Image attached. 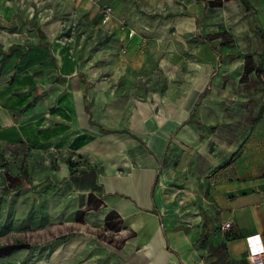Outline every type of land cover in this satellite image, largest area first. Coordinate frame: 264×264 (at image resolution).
Segmentation results:
<instances>
[{
	"label": "rangeland",
	"instance_id": "374dc122",
	"mask_svg": "<svg viewBox=\"0 0 264 264\" xmlns=\"http://www.w3.org/2000/svg\"><path fill=\"white\" fill-rule=\"evenodd\" d=\"M18 1H6L18 8L16 25L7 29L0 22V71L11 49L31 37L68 36L66 46L79 55L92 84L90 108L97 121L106 128H130L134 112L159 118L165 113L162 123L136 119L134 128L158 150L166 142V125L187 115L185 108L211 79L196 117L175 136L180 140L172 179L201 178L240 152L251 131L249 118L261 106L258 77L244 71L245 55L259 60L264 48L248 0H131L109 20L100 11L99 18L90 12L82 16L59 11L54 21L44 24L30 18L27 6ZM192 15H203L200 31L213 36L223 53L222 64L196 37L188 21ZM71 21L75 30L62 28ZM99 21L108 25L101 27ZM223 31L231 32L234 40L215 37ZM52 155L51 148L0 150V164L12 175L23 169L29 173L27 186L0 190V247L22 244L1 257L0 264H130L129 256L142 250L135 244L141 239L133 227L116 215L101 229L106 235L86 229L82 217L75 216V202L83 195L75 191V181L95 170L91 163L79 154L61 162ZM122 230L126 233L121 235ZM135 257L142 258V253Z\"/></svg>",
	"mask_w": 264,
	"mask_h": 264
},
{
	"label": "crops",
	"instance_id": "0c3cea01",
	"mask_svg": "<svg viewBox=\"0 0 264 264\" xmlns=\"http://www.w3.org/2000/svg\"><path fill=\"white\" fill-rule=\"evenodd\" d=\"M6 1L0 0V22L10 29L16 25L19 11ZM128 1L57 0L52 21L59 11L82 16L90 12L99 18V11L106 6H111L116 16L117 9ZM248 3L264 31V0ZM200 17L203 15H192L188 20L195 35L196 18ZM106 25L99 21V26ZM263 54L264 48L259 60L253 54L259 66L260 75L254 74L260 77L261 106L258 114L249 118L251 131L240 152L221 168L208 169L201 178L175 180L172 166L180 140L175 136L196 117L185 123L203 91L210 88L211 79L185 108L187 115L177 124L170 121L166 125V142L158 150L134 128L139 120L164 122V112L165 118L134 112L130 128H106L90 108L92 84L79 55L57 42L55 33L33 36L11 49L0 71V150L51 148L52 157L59 162L79 154L91 163L95 170L75 181V191L83 194L75 202V216L82 217V226L96 233L105 234L101 229L106 222H114L116 215L133 227L141 239L135 244L142 250L129 256L130 264H250V247L264 248ZM27 182L29 177L20 188ZM226 223L231 227L222 229ZM123 233L126 230L120 231ZM130 241L129 246L134 245ZM136 253H142V258H132Z\"/></svg>",
	"mask_w": 264,
	"mask_h": 264
},
{
	"label": "built area",
	"instance_id": "2783aa9c",
	"mask_svg": "<svg viewBox=\"0 0 264 264\" xmlns=\"http://www.w3.org/2000/svg\"><path fill=\"white\" fill-rule=\"evenodd\" d=\"M90 2L96 3L97 0H88ZM19 5L27 6V13L29 14L30 18L37 17L42 24L47 23L51 21L55 15H56V4L57 0H19ZM101 15L103 16L104 20H109L112 13L113 8L111 6H106L104 8H101L100 10ZM67 29H76V23L65 22L62 24V28ZM56 35V41L61 42L62 44L66 45L67 42L71 40L68 36L58 37ZM19 182L24 180V177L22 174L20 175H12L6 165L0 164V190H14L12 187V180L15 179ZM231 227V223H226L222 226V229H227ZM105 234L108 235V232L105 231ZM264 248L262 245L259 246H251L249 249V263L250 264H264Z\"/></svg>",
	"mask_w": 264,
	"mask_h": 264
},
{
	"label": "trees",
	"instance_id": "16d2710c",
	"mask_svg": "<svg viewBox=\"0 0 264 264\" xmlns=\"http://www.w3.org/2000/svg\"><path fill=\"white\" fill-rule=\"evenodd\" d=\"M248 3V2H247ZM249 5V3H248ZM249 8L252 10L251 6L249 5ZM253 13V12H252ZM254 15V14H253ZM202 19L203 17H200V18H196V25H197V32H196V36L197 38L206 43L207 45L210 46V48L218 54V63L219 65L222 64V59H223V53L222 51L219 50L218 48V45H215L213 44V36L212 35H203L200 31H199V28H200V24L202 22ZM254 21L256 23V30H255V33L257 36L260 37V39L263 41L264 43V31L258 26V19L257 18H254ZM220 34V33H219ZM215 37H220V38H227L229 40H234V36L231 32L229 31H224L219 35L215 36ZM238 56H243V55H238ZM263 58H264V54H263ZM244 66H245V71L247 74H252L254 73L255 71H257V75L259 73V66H258V63L255 61L254 59V55L249 53L245 56V63H244ZM261 66V65H260ZM260 75V73H259ZM259 77V76H258ZM260 78V77H259ZM209 88H206L203 93L201 94L200 98L198 99L196 105L194 106L193 110L190 112V115H189V118L187 119V121L185 123H189L193 120L194 116L196 115L198 109H199V106L202 102V100L204 99V97L206 96V92ZM260 117V114L257 116V118ZM255 121L252 122V126L255 125ZM22 175L24 177V180L19 182L15 179L12 180V187L13 189H19L21 186H23L25 184V182L27 181V178L29 177L28 174H27V171L26 170H23L22 171ZM10 190H8L9 192ZM22 244H9V245H6V246H3V247H0V258L1 257H4V256H8L11 254L12 251H14L15 249L18 248V246H21ZM223 248V246L221 247ZM214 252V251H213Z\"/></svg>",
	"mask_w": 264,
	"mask_h": 264
},
{
	"label": "bare ground",
	"instance_id": "6f19581e",
	"mask_svg": "<svg viewBox=\"0 0 264 264\" xmlns=\"http://www.w3.org/2000/svg\"><path fill=\"white\" fill-rule=\"evenodd\" d=\"M7 4H9V3H7Z\"/></svg>",
	"mask_w": 264,
	"mask_h": 264
}]
</instances>
